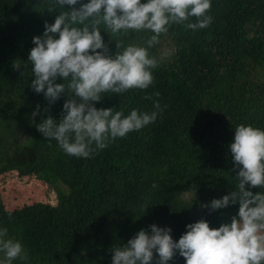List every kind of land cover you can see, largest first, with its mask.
I'll return each mask as SVG.
<instances>
[{"label":"trees","instance_id":"trees-1","mask_svg":"<svg viewBox=\"0 0 264 264\" xmlns=\"http://www.w3.org/2000/svg\"><path fill=\"white\" fill-rule=\"evenodd\" d=\"M51 3L0 0V179L14 177L18 195L29 190L27 200L10 206L2 204L0 191V228L7 227L9 238L28 254L13 264H112L114 247L126 245L142 229L150 233L153 224L170 228L178 242L186 226L201 219L213 229L231 223L239 205L214 212L202 205L238 184L229 149L235 128L264 130V0H212L208 27L193 31L171 25L149 49L159 62L153 84L122 95L106 93L95 103L97 109L127 115L132 109L152 112L158 101L162 112L154 123L90 158L67 155L36 127L48 116L59 122L68 99L49 105L30 87L33 37L42 36L45 23L53 24L59 12L71 11L65 5L50 13ZM100 30L113 54L117 40L146 47L152 35L113 36L103 25ZM19 130L26 131L27 141L18 139ZM37 186H49L57 202H43ZM157 259L154 253L153 264ZM168 264L186 262L177 253Z\"/></svg>","mask_w":264,"mask_h":264},{"label":"clouds","instance_id":"clouds-1","mask_svg":"<svg viewBox=\"0 0 264 264\" xmlns=\"http://www.w3.org/2000/svg\"><path fill=\"white\" fill-rule=\"evenodd\" d=\"M211 4L212 0H52L50 13L65 5L71 6V11L59 12L53 24L45 23L42 36L33 37L35 47L28 57L34 76L30 87L43 93L49 105L65 95L68 99L59 122L48 116L37 130L46 139L55 140L67 155L90 158L115 139L154 123L162 112L158 101H154L152 112L132 109L127 115L111 108L97 109L95 103L106 93L122 95L131 89L149 88L154 81L152 70L159 66L149 49L173 24L193 31L208 27ZM191 18L195 22H189ZM101 25L113 36L130 31L152 35L146 47L117 40L113 54L104 43ZM13 68L20 71L19 63ZM58 78L63 83H56ZM234 133L229 149L238 184L221 199L202 205L210 212L239 205L231 223L213 229L201 219L187 225L178 242L170 228L153 224L150 233L142 229L126 245L114 247L112 264H153L154 253L158 256L155 264H168L177 253L186 264H264V191L254 194L246 190V186L264 189V130L241 124ZM0 253V264L28 259L22 243L9 238L7 227L0 228Z\"/></svg>","mask_w":264,"mask_h":264},{"label":"rangeland","instance_id":"rangeland-1","mask_svg":"<svg viewBox=\"0 0 264 264\" xmlns=\"http://www.w3.org/2000/svg\"><path fill=\"white\" fill-rule=\"evenodd\" d=\"M165 51H167L165 49ZM19 104H17V107L15 109H19L18 108ZM16 113H18L17 111H15ZM11 114V113H10ZM14 119H17V117H13ZM12 121H14L12 119ZM18 139L21 142L27 141L28 140V134L26 133L25 130H19L18 134H17ZM27 138V140H25ZM13 179L14 177L11 176H1L0 179V191H1V202L2 204L5 203L7 206H10L12 203H22L23 201L27 200L28 198V191L26 190L24 192H22V195H18L17 191L15 190V188L13 187ZM38 185H42L40 184V182H36ZM45 186V185H42ZM49 187V186H48ZM46 188V187H41V186H37L38 189H40L41 191V198L43 202H57V194L55 193H50V188ZM61 188H68L67 186L65 187L64 185L61 186ZM2 192H4L2 194ZM25 194V195H24ZM187 199H189V195H185ZM23 205V204H20ZM0 256H3L2 253H0Z\"/></svg>","mask_w":264,"mask_h":264}]
</instances>
